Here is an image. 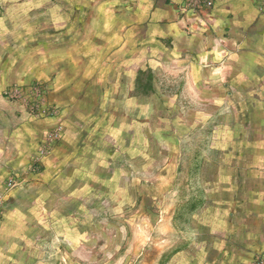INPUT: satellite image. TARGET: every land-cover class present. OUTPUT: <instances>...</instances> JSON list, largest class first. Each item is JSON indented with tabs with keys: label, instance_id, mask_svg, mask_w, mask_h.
Segmentation results:
<instances>
[{
	"label": "crops",
	"instance_id": "obj_1",
	"mask_svg": "<svg viewBox=\"0 0 264 264\" xmlns=\"http://www.w3.org/2000/svg\"><path fill=\"white\" fill-rule=\"evenodd\" d=\"M182 1L0 2V264H52L62 236L86 250L93 211L130 180L141 195L142 170L167 179L189 125L208 123L214 179L196 210L212 208L221 236L212 264L264 259V11L216 0L198 19ZM36 80L55 116L5 97Z\"/></svg>",
	"mask_w": 264,
	"mask_h": 264
},
{
	"label": "rangeland",
	"instance_id": "obj_2",
	"mask_svg": "<svg viewBox=\"0 0 264 264\" xmlns=\"http://www.w3.org/2000/svg\"><path fill=\"white\" fill-rule=\"evenodd\" d=\"M212 129V123L189 125L167 179L152 181L142 170L141 195L136 188L135 192L128 189L130 180L125 184L126 195L113 196L102 211H93L86 250L78 236H70L69 242L62 236L49 245L46 260L52 264H212L220 259L224 251L213 247L221 236L215 235L212 208L196 210L206 196L202 182L214 179ZM176 131L181 132L179 128ZM18 176L21 180L22 175ZM152 186L157 195H152ZM119 189V193L123 191ZM3 216L4 209L0 225Z\"/></svg>",
	"mask_w": 264,
	"mask_h": 264
},
{
	"label": "built area",
	"instance_id": "obj_3",
	"mask_svg": "<svg viewBox=\"0 0 264 264\" xmlns=\"http://www.w3.org/2000/svg\"><path fill=\"white\" fill-rule=\"evenodd\" d=\"M216 0H183L181 9L184 12H192L195 18L201 19L205 17L206 13L213 7ZM260 11H264V0H258ZM51 90L47 82L33 81L25 85H16L10 87L5 92V97L10 101L16 102L18 108L23 109L31 118L42 119L49 116H55L58 112L56 106L47 101V95ZM42 152L29 166L30 172H37L41 166L38 163L44 158ZM20 177L18 174L12 175L6 183V188L15 187ZM4 207V199L0 196V217ZM252 264H264V259L256 257Z\"/></svg>",
	"mask_w": 264,
	"mask_h": 264
}]
</instances>
